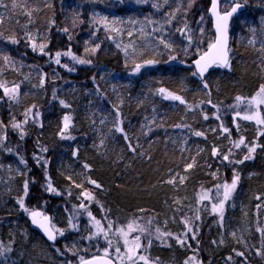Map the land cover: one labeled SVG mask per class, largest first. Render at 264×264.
Here are the masks:
<instances>
[{"label": "trees", "instance_id": "trees-1", "mask_svg": "<svg viewBox=\"0 0 264 264\" xmlns=\"http://www.w3.org/2000/svg\"><path fill=\"white\" fill-rule=\"evenodd\" d=\"M5 1L6 16L0 20L1 150L3 163H24L21 195L1 186L0 180V239L11 243V264H72L62 239L48 244L32 229L27 215L20 214L18 201L23 199L29 212L49 216L56 225L72 220L77 191L86 192L90 217L103 229L97 242H86L87 249L77 246L83 249L76 252L77 264L81 258L101 255L108 241L123 248L129 224L150 233L139 241L144 249L137 252L147 264H189L200 256L206 264L210 258L214 264H264V135L260 134L264 124L244 120L241 101L236 99H250L264 85V0H240L246 10L231 28L230 67L212 69L203 79L207 89L192 75L191 63L214 41L210 0ZM103 16L108 17L107 24L100 19ZM114 20L120 22L111 23ZM161 37L170 48L160 43ZM97 44L99 49L92 52ZM127 46L133 50L125 52ZM68 51L91 63L73 64L72 57L64 55ZM148 60L156 62L133 72L135 64ZM52 76L58 77L56 85L65 83L57 94L50 91ZM17 85L15 99L21 105L10 112L12 95H5V88ZM160 88L166 90L164 95L181 96L185 103L163 99L157 94ZM32 108L41 113L42 126L13 127L22 126L21 112ZM117 111L127 140L116 131ZM241 139L244 144L236 147ZM254 144L252 158L244 160ZM58 153L64 157L60 164ZM240 160L244 162L237 163ZM68 170L84 176V189L77 190L67 179ZM237 174V186L224 209L235 215L240 202L260 227L248 238V252L233 246L227 234L220 247L214 226L213 205L223 199L217 193L223 194L222 185L231 184ZM47 175L58 195L41 186ZM208 191L216 198L210 199L212 212L204 214L200 194ZM175 210L184 218L182 226L165 230L159 220L153 221ZM189 212L193 216L185 215ZM16 220L22 227H16ZM151 223L155 228L148 226ZM24 227L41 249L21 243ZM149 240L151 244L145 245Z\"/></svg>", "mask_w": 264, "mask_h": 264}, {"label": "rangeland", "instance_id": "rangeland-1", "mask_svg": "<svg viewBox=\"0 0 264 264\" xmlns=\"http://www.w3.org/2000/svg\"><path fill=\"white\" fill-rule=\"evenodd\" d=\"M3 1V0H2ZM25 5L28 1H24ZM12 5L15 4V2H11ZM6 5V1L4 0L3 4L0 6V17L6 16L5 11H3L2 9L4 8V6ZM231 4H227V7L224 8L225 5H222V10L226 11L228 10V8L230 7ZM27 12V10H26ZM26 15V13H24ZM29 14V12L27 13ZM30 15V14H29ZM100 25H104L101 24ZM127 48V50H133L131 46H127L124 47V49ZM147 49V48H145ZM71 58V57H69ZM4 63V61H3ZM72 63L73 64H78L76 61H74L72 59ZM64 68V67H63ZM69 69H71V67H69ZM28 77V75H27ZM57 78L56 76H52L51 81L53 82L52 85L50 86V91L53 94H57V92L62 89V87H64V84L61 85H56L57 83ZM11 107H10V112L13 111L14 109H18V107H20L21 105V100L19 98L17 99H12L11 101ZM240 107H241V113H242V117L245 114L251 115L252 113L247 109L246 107V101H241L240 103ZM262 109L263 106H261L259 109H257L256 111H258L260 113V116L258 118H263L262 116ZM36 110L34 108L28 110L27 112H21L20 117H23V122H21L22 126H20L19 128L21 130H24V128H26L27 125H38L39 127L42 126L43 121H42V115L41 113L36 114L35 113ZM13 114V113H12ZM245 120V119H244ZM1 121V118H0ZM25 121H27L25 123ZM250 121L252 123H254L255 125H262V124H258L256 122L255 119L253 120H247ZM19 133V132H18ZM2 147H3V141L2 138L0 139V172H2V178H0L1 180V186H5L8 189H10L9 191L13 190L15 195H21L20 194V189L22 188V175H23V170H24V163H3V155L4 154L2 152ZM59 155V159L58 163H62L64 161V157L62 156L61 153H58ZM67 176H68V180H70L73 183V186H75L77 188V190L80 189H84L85 186V179L84 176L82 174L79 175H73L69 170L67 172ZM216 173H211L212 178H216L215 176ZM78 176L81 177V180L79 181V178H77ZM53 185L52 179L50 175H47L45 182H42V187L47 190L48 186ZM57 191V190H56ZM212 191V189H211ZM180 192V191H179ZM55 195H58V192H54ZM86 192L83 191H77L75 194V197L77 199L72 200V204L74 205V209L71 211V218H72V222L68 221V222H62L61 220H59V222L55 225L53 223V228L56 231L59 239H62V245L67 247V252H70V255L67 256V259L69 261H71L72 264H77V260L79 259L80 255L78 253H76L78 250H83V249H78L77 246L81 245L82 248L87 249L86 244L90 243L91 241H96L97 239L100 238V236L103 234V231H100L99 234L97 235L98 229H101L100 224L97 225L96 221L93 220L90 216H89V211L86 205ZM181 194L183 195V199L187 198V194L186 191H182ZM201 206L200 209L202 210V212L204 214L212 212L211 209V201L210 199H214L216 198L215 195L210 194V192L208 191L207 193H203L201 192ZM220 195H223L222 193H217V198H219ZM85 197V198H83ZM206 197V198H205ZM236 199V197H235ZM217 200V199H216ZM215 200V201H216ZM237 201V199L235 200V202ZM81 203L84 205V207H81ZM224 206L226 207L225 203ZM234 211V210H233ZM180 211L175 210L172 211L170 214H166L164 215V217H162L161 221L160 219H156L154 218L153 221H158L159 223L162 225V227L165 230H170L171 226H173L174 228L182 226V220L184 219L182 216H179ZM26 214L28 215L29 212H25L24 210H20V214ZM216 215V221L214 222V226L216 228H218V239H217V243H220V247L223 246L224 244V240H223V236L224 234H227L229 240L232 241V245L233 246H238L239 248L243 249V251L248 252V238L251 237L252 235H254V233L258 230L260 231V227L257 225L256 220H254V218H252L247 210L246 207L243 206L242 203L239 202L237 209H236V214H231L229 211L227 212V209H224L222 216L223 218L221 219V214L219 212H214ZM186 216H193V213L189 212L187 214H185ZM20 216V215H19ZM83 216V217H80ZM143 222H145V219L142 218L141 219ZM71 222V223H70ZM19 222L16 220V224L17 225ZM66 223V224H65ZM60 224L63 226L61 227ZM21 225L19 224V226L17 225L16 227H20ZM150 228H155V223H151L148 225ZM176 226V227H175ZM22 227V226H21ZM22 229V228H21ZM134 230H129L128 233V240H129V245L128 247H134V244H132L131 242L133 241L130 240V238H134L136 236L140 237V240H143V237H146L147 235H149L150 233H148L144 228H133ZM141 229L143 231H141ZM27 228L24 227V229H22L20 237L22 238L21 243L28 245L29 247H33L36 249H41L43 246L41 244H39L38 242H35V240L33 239V236L27 232ZM63 233V235H61L60 233ZM133 232V233H132ZM154 232V231H153ZM206 233V231H205ZM233 233L235 235H233ZM157 238V234L153 235ZM204 240V237H203ZM205 240H207V238H205ZM87 242V243H86ZM123 242V248H120L119 246H116L114 243L111 242V245H109V243L103 246V251L101 253V255L106 256L105 255V250L107 249L108 252V257L114 259L116 261L117 264H133V262L129 261L127 258V254H126V247L124 245V240H122ZM8 244H11L8 239H6V242L4 241L3 243L1 242L0 239V253H3V255H0V264H11V262L14 260L12 258V251L13 248L9 247ZM84 244V245H83ZM206 244V242H205ZM145 245L148 246V241H146ZM42 246V247H40ZM119 247L120 251L119 253H117L115 251V249ZM144 249V247H141ZM140 249V248H139ZM142 250V249H141ZM139 251V250H138ZM137 251V252H138ZM137 252L135 254L136 256V260H135V264H143V261H140L138 259V255ZM65 253V252H64ZM59 255V253H58ZM46 259V258H45ZM211 261H208V264H214L215 261L212 258H210ZM189 264H206L203 262L202 256H200V259H197L195 261H190L188 262ZM218 264H227L226 261H222L221 263Z\"/></svg>", "mask_w": 264, "mask_h": 264}, {"label": "snow or ice", "instance_id": "snow-or-ice-1", "mask_svg": "<svg viewBox=\"0 0 264 264\" xmlns=\"http://www.w3.org/2000/svg\"><path fill=\"white\" fill-rule=\"evenodd\" d=\"M135 2L139 4V3L146 2V0H135ZM165 3H167V0H165ZM0 4H2V0H0ZM217 6H218V0H212V9H211V11H212L213 16L215 17L216 38H215L214 42L209 44L208 51H206L199 59H197L194 62L196 67H197V71L192 73L193 76H197L198 75V76L201 77V80L203 81V87L205 89L208 88V84H207V81L203 80V76H204V73L207 72L210 67H212V66L230 67V63H229V48H228L229 20L232 17V15L237 12L238 9L243 7V4L240 2V0H233V4L231 6V10L230 11H225L223 14H221L220 12H218L216 10ZM13 7H15V4H13ZM95 19L96 18L94 16L93 20H95ZM100 19L102 21H104L106 24L109 22L107 16H103ZM201 19H203V17ZM0 20H2V17H0ZM119 22L120 21H115V20L111 21V23H113V24H116V23H119ZM64 31L67 32L68 29L65 28ZM251 31L253 33H255L256 30L253 28V29H251ZM129 35H131V33H129ZM188 38H189V40L191 39V37H188ZM15 42H17V41H15L13 39V43H15ZM160 43L163 44L167 48L171 47V45L168 44L163 39V37L160 38ZM249 43H253V41H249ZM99 47L100 46L97 44L95 46V48H93L91 51L95 52L97 49H99ZM117 47H120V45L118 44ZM261 48L264 49V44L261 45ZM213 50H215V51H213ZM125 52H127V48H125ZM60 55H61V53H59V52H57L55 54V56H56V61L55 62L57 64L60 63V59H59ZM64 55L71 56L74 61H76L77 63H80V64L91 63L90 60H83V59H80L79 57L74 56L71 53V51H68ZM3 59L5 61H7L9 59V57L4 56ZM172 59H175V57H172ZM155 62L156 61L148 60V61L145 62L144 65L135 64L134 67H133V72L134 73H138V72H140L141 67L146 66V65L154 64ZM65 67H67V65H65ZM72 70L73 69H69V71H72ZM0 87H3V85H0ZM18 87L19 86L17 85L11 90L5 88V95L11 94L12 95V99H15L16 98V90L18 89ZM165 92H166V90L164 88H160L158 90L157 94L162 95L163 99H166V100H173V101H179L180 103H185V101L183 100V98L181 96H178V95H175V94H172V93H168V94L164 95ZM236 99H237V101H246V107L252 113L251 115L245 114L243 116V119H245V120H253V119H255L258 124H264V118H258L260 116V113L258 111H256L261 106H264V85H261V87L256 92V94L253 97H251L250 99H246V98H242V97H237ZM61 103L63 104L64 102L61 101ZM121 103H122V101H121ZM208 103H211V101L209 100ZM65 106H67V105H65ZM237 115H240V113L238 112ZM216 118L219 119L218 116ZM68 119L69 118L67 116H65V118H64V120H65L64 127L65 128L68 127V123H67ZM204 119H208V116L205 115ZM26 122L27 121H25V123ZM119 124H120V122H119V112L117 111L116 131L123 133L124 134V139L127 140L128 139L127 134L124 133V129L122 127H120ZM13 127L19 128L20 125L19 124H15V125H13ZM177 127H180V125H177ZM225 131H227V129H225ZM194 134L196 136H202L203 135L202 132H195ZM260 134L264 135V132H261ZM101 143H103V141ZM240 144H244V140L243 139H241L239 141V143L236 145V147H239ZM129 146L131 147V145H129ZM256 147L257 146L254 144L253 146L248 148L249 155H246L244 157V160H248V159L252 158L251 154L256 151ZM43 151H47V149H43ZM132 151H135V149L133 148ZM215 154H216V150L213 149V155H215ZM223 159L224 160H228V156L225 155L223 157ZM244 160L237 161V163H243ZM187 167L191 168L192 164H188ZM238 180H239V175L237 174L234 177V179L232 180L231 184L224 183L222 185V188H223V199L220 200L217 205H213V210L217 211V212H219L221 214V219L223 218L222 213L224 211V202L227 201L230 198L231 193L235 190V188L237 186ZM169 182H171V181H169ZM92 183H95V181H92ZM27 187H28L27 182H25V185H24L25 195H27ZM48 190L55 192V189L52 188L50 184L48 186ZM257 199H259V197H257ZM18 203L20 204V207L25 212H29V210L24 206L23 199L19 200ZM81 207H84V205L81 204ZM29 215L33 218L32 219L33 224H37L41 229H43L44 232L47 235V238L49 240H53L54 241L56 239V236L47 227H45V225L43 223L39 222L36 219V217L40 216L41 213H38L36 211H31V212H29ZM89 216H91V213H89ZM44 219H47V217H44ZM96 224L99 225L100 222L96 221ZM109 227H111L110 224H109ZM127 227H128L129 230H134L132 224H129ZM100 231H103V229L102 228L98 229L97 235L99 234ZM119 231L123 232V229H120ZM141 231H143V230L141 229ZM191 231H192V229H188V232H191ZM157 232L159 233V229H157ZM188 232L184 233L185 237L188 235ZM60 234L63 235L62 232ZM123 235H124V245L126 247L127 258H128L129 261H131V262H133V264H135V260H136L135 254L139 250V248L141 247V244L139 242L140 241V237L139 236L134 237L133 241L131 242L132 244H134V247H128V245L130 243L129 240L127 239L128 233L124 232ZM161 235H171V234L163 233ZM233 235H235V234L233 233ZM105 239H107L106 236H105ZM157 239H159V236H157ZM176 239H177L178 243H180L181 245L185 244V240L181 239L179 236H177ZM108 243H109V245H111V241H108ZM148 244L149 245L151 244V240L148 241ZM115 251L117 253H119V251H120L119 247H117L115 249ZM0 255H3V253H0ZM105 255L106 256L108 255L107 249L105 250ZM238 255L242 256L243 253H238ZM81 259L83 260V258H81ZM97 259H100V258H97ZM138 259L140 261H145V264H147V258L144 255H139ZM83 264H92V262L91 261H84ZM105 264H110V262L105 261Z\"/></svg>", "mask_w": 264, "mask_h": 264}, {"label": "water", "instance_id": "water-1", "mask_svg": "<svg viewBox=\"0 0 264 264\" xmlns=\"http://www.w3.org/2000/svg\"><path fill=\"white\" fill-rule=\"evenodd\" d=\"M232 0H218V6H217V11L218 12H220L221 14H223L224 12H222L221 11V3L222 2H231ZM210 7H209V10H208V16H209V18H210V20H211V23H212V29H213V33H214V40H215V38H216V30H215V17L213 16V14H212V11H211V9H212V0H210ZM231 10V8L228 10V11H230ZM246 10V7L243 5V7L242 8H240V9H238L237 10V12L236 13H234L233 15H232V17L230 18V20H229V27H228V48H229V50H230V41H231V36H230V30H231V26H232V24H233V22L235 21V19L242 13V12H244ZM206 51H208V49L206 50ZM213 51H215V50H213ZM203 55V54H202ZM201 55V56H202ZM200 56V57H201ZM200 57H198L197 59H199ZM197 59H195L194 61H192V63H191V66H192V68L194 69V71L196 72L197 71V67H196V65H195V61L197 60ZM203 63V62H202ZM229 63H230V51H229ZM215 67H217V66H212V67H210L209 69H208V71L207 72H205L204 73V76H203V79L205 78V76L213 69V68H215ZM220 68H223V69H225V68H227V67H220ZM198 76V75H197ZM200 79H201V77L200 76H198ZM44 217L45 216H42V215H40V216H37L36 217V219L39 221V222H41V223H43L44 225H45V227H47L55 236H56V239L53 241V240H49L48 238H47V235H46V233L44 232V230L43 229H41L37 224H33V222H32V217L30 216V215H28V219H29V221H30V223H31V225H32V227L48 242V243H50V244H52V245H55L56 243H57V241H58V236H57V233L54 231V229H53V227H52V223H51V221H50V219L47 217V219H44ZM97 258H100V259H97ZM84 261H91L92 262V264H105V261H108V262H110V264H116V262L113 260V259H111V258H109V257H107V256H98V257H94V258H89V259H86V260H82L81 262H79V264H83V262Z\"/></svg>", "mask_w": 264, "mask_h": 264}]
</instances>
